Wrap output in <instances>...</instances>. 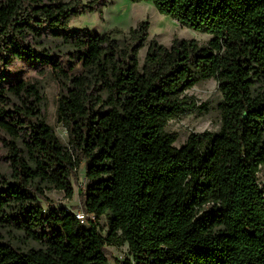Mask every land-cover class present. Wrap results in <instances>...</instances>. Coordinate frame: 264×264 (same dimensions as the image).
Segmentation results:
<instances>
[{
    "label": "trees",
    "instance_id": "16d2710c",
    "mask_svg": "<svg viewBox=\"0 0 264 264\" xmlns=\"http://www.w3.org/2000/svg\"><path fill=\"white\" fill-rule=\"evenodd\" d=\"M96 1L0 0V264H109L107 246L125 244L130 256L116 264H264V0H146L212 38L152 40L142 65L148 22L123 38L118 28L70 27ZM18 61L57 73L68 144ZM210 77L221 127L177 147L166 127L207 111L187 90ZM83 162L88 184L78 195L94 217L85 224L48 196L72 199ZM3 230L40 247L23 249Z\"/></svg>",
    "mask_w": 264,
    "mask_h": 264
},
{
    "label": "rangeland",
    "instance_id": "374dc122",
    "mask_svg": "<svg viewBox=\"0 0 264 264\" xmlns=\"http://www.w3.org/2000/svg\"><path fill=\"white\" fill-rule=\"evenodd\" d=\"M82 1L87 3L93 0ZM94 6H96L95 10L83 12L74 16L71 19L70 27L72 29H87L99 34H105L110 30L118 28L124 33L117 34L116 37L123 38L131 28L136 27L140 22L149 23L148 40L139 52L141 65L145 60L149 43L152 40H157L159 43L170 47L176 37L190 40L197 39L200 45H207L212 38V35L209 33L199 32L185 27L170 15L161 13L151 1L97 0ZM48 44H52L53 46L56 45L55 42L50 43V41H48ZM67 49L68 48L64 47L63 50L59 52L60 54L63 53V61L65 63L70 58ZM14 68L19 70L21 78L40 86L45 96L44 104L42 105L44 117L46 121L54 127L60 140L68 144L67 131L59 122L58 106L62 92V84L59 78H57V73L52 70L50 66L34 69L23 61L16 62ZM82 70L81 62H79L76 64V68L70 72L77 73ZM187 94L194 97L199 105L206 104L208 109L202 113L194 111L170 120L166 130L178 134V139L174 143L177 147L185 144L192 132L201 133L206 130L217 132L221 127V113L218 108V103L221 101L222 94L215 77L201 80L195 86L187 90ZM0 168L7 170V165L3 159L0 161ZM85 169L86 162H83L79 167L78 184L74 185V197L69 199L62 191H49L48 196L52 200L51 204L54 206H65L75 210L82 209L81 200L78 195V187L82 186L84 190L87 187L88 181L85 178ZM44 206L48 207V204L44 203ZM96 221L102 235H106L108 227L107 217L103 216ZM3 235L23 249L40 247L35 241L28 240L24 235L19 232H14L13 230H3ZM107 247L110 250L108 255L109 264H116L117 260L122 261L130 256L127 244L119 247L108 245Z\"/></svg>",
    "mask_w": 264,
    "mask_h": 264
},
{
    "label": "built area",
    "instance_id": "2783aa9c",
    "mask_svg": "<svg viewBox=\"0 0 264 264\" xmlns=\"http://www.w3.org/2000/svg\"><path fill=\"white\" fill-rule=\"evenodd\" d=\"M261 187L264 188V179L261 181ZM75 216L80 220L81 223L85 224L89 221V218H94L92 215L85 213L83 209L74 210Z\"/></svg>",
    "mask_w": 264,
    "mask_h": 264
}]
</instances>
